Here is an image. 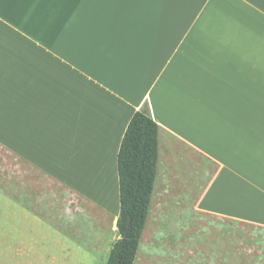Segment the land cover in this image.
<instances>
[{
  "label": "crops",
  "instance_id": "obj_1",
  "mask_svg": "<svg viewBox=\"0 0 264 264\" xmlns=\"http://www.w3.org/2000/svg\"><path fill=\"white\" fill-rule=\"evenodd\" d=\"M145 104L159 153L141 240L170 204L182 231L199 216L264 227V0H0V192L34 224L42 173L51 217L116 225L118 152Z\"/></svg>",
  "mask_w": 264,
  "mask_h": 264
},
{
  "label": "rangeland",
  "instance_id": "obj_2",
  "mask_svg": "<svg viewBox=\"0 0 264 264\" xmlns=\"http://www.w3.org/2000/svg\"><path fill=\"white\" fill-rule=\"evenodd\" d=\"M37 179L40 218L49 224L60 222L75 239L65 241L72 247L63 248L57 241L62 234L43 221L41 226L34 224L33 218L0 192V264H106L109 249L120 237L113 213L100 216L86 210L87 214L73 211L51 217V178L41 173ZM176 208L170 204L167 216H153L157 218L141 240L136 264H181L182 256L213 255L230 257L231 264H264V227L238 221L217 223L199 216L190 218L192 230L182 231ZM90 245L94 251L87 248Z\"/></svg>",
  "mask_w": 264,
  "mask_h": 264
},
{
  "label": "trees",
  "instance_id": "obj_3",
  "mask_svg": "<svg viewBox=\"0 0 264 264\" xmlns=\"http://www.w3.org/2000/svg\"><path fill=\"white\" fill-rule=\"evenodd\" d=\"M159 153V126L148 104L130 119L118 152L120 237L106 264H135L154 189ZM131 225L130 237L125 232Z\"/></svg>",
  "mask_w": 264,
  "mask_h": 264
},
{
  "label": "water",
  "instance_id": "obj_4",
  "mask_svg": "<svg viewBox=\"0 0 264 264\" xmlns=\"http://www.w3.org/2000/svg\"><path fill=\"white\" fill-rule=\"evenodd\" d=\"M130 232H131V225L129 223V225H128L127 229H126V232H125V235L124 236L126 238H129L130 237Z\"/></svg>",
  "mask_w": 264,
  "mask_h": 264
}]
</instances>
